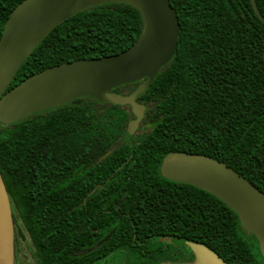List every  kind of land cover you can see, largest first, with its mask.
Here are the masks:
<instances>
[{
  "label": "trees",
  "instance_id": "trees-1",
  "mask_svg": "<svg viewBox=\"0 0 264 264\" xmlns=\"http://www.w3.org/2000/svg\"><path fill=\"white\" fill-rule=\"evenodd\" d=\"M23 1L0 0V38ZM169 2L177 50L135 99L144 117L130 138L129 106L88 99L0 128L14 256L20 236L34 264H193L191 244L226 264H264L225 204L160 174L170 153L203 155L264 195V0H254L263 22L250 0ZM141 30L140 13L125 4L79 12L38 45L7 91L54 66L118 55ZM143 82L112 93L131 96Z\"/></svg>",
  "mask_w": 264,
  "mask_h": 264
},
{
  "label": "water",
  "instance_id": "water-1",
  "mask_svg": "<svg viewBox=\"0 0 264 264\" xmlns=\"http://www.w3.org/2000/svg\"><path fill=\"white\" fill-rule=\"evenodd\" d=\"M110 3L128 5L140 13L142 30L129 49L114 56L54 66L7 91L25 60L54 28L79 12ZM250 3L263 22L254 0ZM180 31L169 0H24L10 14L0 38V128L20 124L78 99H88L129 106L136 118L125 134L130 138L144 117V109L135 99L174 57ZM142 80L145 82L131 96L112 93ZM160 174L165 180L195 187L225 204L238 217L241 230L256 239L264 260V195L251 183L212 158L178 152L164 157ZM189 247L193 264H226L201 246ZM0 264H14L13 214L1 173Z\"/></svg>",
  "mask_w": 264,
  "mask_h": 264
},
{
  "label": "rangeland",
  "instance_id": "rangeland-1",
  "mask_svg": "<svg viewBox=\"0 0 264 264\" xmlns=\"http://www.w3.org/2000/svg\"><path fill=\"white\" fill-rule=\"evenodd\" d=\"M30 248H31V243L27 239V237L21 238L20 236H18L17 257L14 256V264H34L30 254Z\"/></svg>",
  "mask_w": 264,
  "mask_h": 264
},
{
  "label": "flooded vegetation",
  "instance_id": "flooded-vegetation-1",
  "mask_svg": "<svg viewBox=\"0 0 264 264\" xmlns=\"http://www.w3.org/2000/svg\"><path fill=\"white\" fill-rule=\"evenodd\" d=\"M16 244V243H15ZM15 251H17L16 245H15Z\"/></svg>",
  "mask_w": 264,
  "mask_h": 264
}]
</instances>
